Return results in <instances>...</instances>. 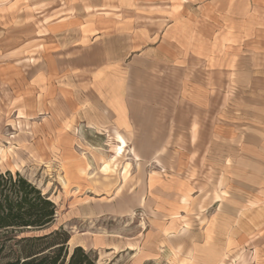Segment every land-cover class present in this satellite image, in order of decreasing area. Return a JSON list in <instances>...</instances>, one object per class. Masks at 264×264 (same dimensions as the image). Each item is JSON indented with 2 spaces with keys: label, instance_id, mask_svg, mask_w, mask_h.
Wrapping results in <instances>:
<instances>
[{
  "label": "rangeland",
  "instance_id": "374dc122",
  "mask_svg": "<svg viewBox=\"0 0 264 264\" xmlns=\"http://www.w3.org/2000/svg\"><path fill=\"white\" fill-rule=\"evenodd\" d=\"M101 45L110 64L104 74L117 79L107 86L110 92H121L130 76L142 82L134 85L137 91L150 93L158 87L159 92L169 93L171 102L178 96L185 99L188 109L193 101L208 102L205 85L211 76L218 81L213 107L217 112L227 108L228 126L261 124L257 114H264V4L257 0H0V65L19 62L26 83L38 70L53 80L49 86L41 85L45 101L40 112L24 115L14 86L0 80V173H19L57 207L51 226L18 233L17 238L56 230L85 240L116 234L141 253L85 250L95 264H197L186 259L193 256L191 238L181 239L179 246L176 240L162 246L163 239L153 236L151 229L159 226L152 224L144 205L146 182L133 175L128 144L114 149L119 133L103 136L82 125L85 118L91 121L97 115L96 109H89L88 115L79 117L80 84L88 90L84 95L92 94V70L58 73L68 63L92 66L97 62L96 46ZM229 62L233 83L226 101L228 86L220 82L227 79ZM241 66L252 67L256 84L249 86L250 73L238 78ZM104 125L106 130L112 126ZM139 151L142 156L146 153ZM201 160L203 164L190 166L191 175L198 176L199 169L213 174L203 152ZM3 240L0 236V246ZM68 247L70 253L75 249ZM143 248L153 253L145 254ZM10 250L0 252V264L13 258ZM220 255L222 260L199 264H264V229L225 256L219 251L212 254Z\"/></svg>",
  "mask_w": 264,
  "mask_h": 264
},
{
  "label": "crops",
  "instance_id": "0c3cea01",
  "mask_svg": "<svg viewBox=\"0 0 264 264\" xmlns=\"http://www.w3.org/2000/svg\"><path fill=\"white\" fill-rule=\"evenodd\" d=\"M257 1L264 4V0ZM96 50L97 62L92 66L74 67L68 63L56 71L83 73L92 70L91 83L95 86L92 94L84 95L83 92L88 90L80 84L79 117L88 115L89 109H96L97 115L91 121L85 118L82 125L88 132L101 135L118 132L132 150L133 158L127 161L135 166L133 175H140L139 178L146 182L144 205L152 215V224L159 226V230H151L154 237L163 239L162 246L173 240L179 246L181 239L191 238L193 256L186 259L196 260L197 264L199 261L215 262L222 260L223 256L212 254L219 251L225 256L246 244L256 230L264 229V123L228 126L227 108L218 112L214 108L213 90L218 81L211 76L205 85L208 102L193 101L195 104H189L188 109L185 108V99L178 96L171 102L169 93L159 92L158 87L150 93L137 91L134 85L142 82H134L130 76L125 78L121 92H110L107 86L117 79L104 74L110 65L104 46H96ZM68 58L73 56H65ZM231 63L226 69L227 79L220 82L223 87L228 86L226 101L230 98L228 92L233 83ZM256 67L259 68L254 66L253 69ZM253 72L252 67L241 66L238 78L242 74H252L249 85L252 86L258 82ZM0 80L14 86L17 106L22 108L21 115L40 112L42 101H45L41 85L49 86L53 82L51 77L43 76L38 70L26 83L25 70L19 62L2 63ZM241 89L246 91L248 88ZM59 98L63 99L61 94ZM257 117L264 122L263 113L258 112ZM106 122L112 125L108 130L104 125ZM140 149L146 150L145 155H141ZM202 152L213 174L205 175L199 169L198 176H192L190 166L203 164ZM213 175L215 183L211 181ZM118 236L100 235L85 240L71 235L68 246L86 251L103 250L114 255L134 253L138 256L141 253L132 242L121 241ZM143 249L145 254L148 251L153 253V250ZM164 249L162 247L160 251ZM182 249L185 252V248ZM201 253L211 256L202 257Z\"/></svg>",
  "mask_w": 264,
  "mask_h": 264
},
{
  "label": "trees",
  "instance_id": "16d2710c",
  "mask_svg": "<svg viewBox=\"0 0 264 264\" xmlns=\"http://www.w3.org/2000/svg\"><path fill=\"white\" fill-rule=\"evenodd\" d=\"M56 213L57 207L50 197L26 178L10 171L0 173V236L4 239L0 252L10 247L13 257L4 264H95L81 247L70 253V236L60 230L17 238L24 231L47 229L54 223Z\"/></svg>",
  "mask_w": 264,
  "mask_h": 264
},
{
  "label": "bare ground",
  "instance_id": "6f19581e",
  "mask_svg": "<svg viewBox=\"0 0 264 264\" xmlns=\"http://www.w3.org/2000/svg\"><path fill=\"white\" fill-rule=\"evenodd\" d=\"M115 140H116L117 146H115L114 149L120 150L126 146L125 140L119 134L116 135Z\"/></svg>",
  "mask_w": 264,
  "mask_h": 264
}]
</instances>
